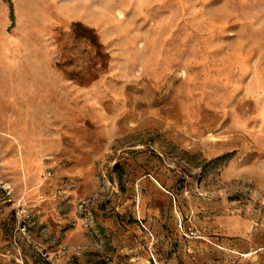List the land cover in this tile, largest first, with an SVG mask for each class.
<instances>
[{"label":"rangeland","instance_id":"obj_1","mask_svg":"<svg viewBox=\"0 0 264 264\" xmlns=\"http://www.w3.org/2000/svg\"><path fill=\"white\" fill-rule=\"evenodd\" d=\"M10 2L0 264H264V0Z\"/></svg>","mask_w":264,"mask_h":264},{"label":"trees","instance_id":"obj_2","mask_svg":"<svg viewBox=\"0 0 264 264\" xmlns=\"http://www.w3.org/2000/svg\"><path fill=\"white\" fill-rule=\"evenodd\" d=\"M5 1L8 4V8H9V10H8L9 11V20H10L11 25H12V23H13V7L11 5L10 0H5Z\"/></svg>","mask_w":264,"mask_h":264},{"label":"built area","instance_id":"obj_3","mask_svg":"<svg viewBox=\"0 0 264 264\" xmlns=\"http://www.w3.org/2000/svg\"><path fill=\"white\" fill-rule=\"evenodd\" d=\"M177 226L180 227V226H181V222H178V223H177Z\"/></svg>","mask_w":264,"mask_h":264},{"label":"crops","instance_id":"obj_4","mask_svg":"<svg viewBox=\"0 0 264 264\" xmlns=\"http://www.w3.org/2000/svg\"><path fill=\"white\" fill-rule=\"evenodd\" d=\"M6 5H7V8H8V4L6 3ZM8 10H9V8H8Z\"/></svg>","mask_w":264,"mask_h":264}]
</instances>
